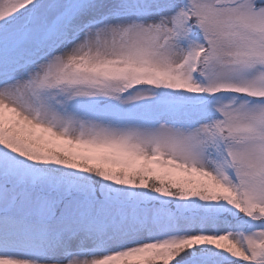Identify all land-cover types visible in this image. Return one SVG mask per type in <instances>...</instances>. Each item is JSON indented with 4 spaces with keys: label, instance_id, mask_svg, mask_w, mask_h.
Returning a JSON list of instances; mask_svg holds the SVG:
<instances>
[{
    "label": "snow or ice",
    "instance_id": "obj_1",
    "mask_svg": "<svg viewBox=\"0 0 264 264\" xmlns=\"http://www.w3.org/2000/svg\"><path fill=\"white\" fill-rule=\"evenodd\" d=\"M0 264H264V0H0Z\"/></svg>",
    "mask_w": 264,
    "mask_h": 264
}]
</instances>
